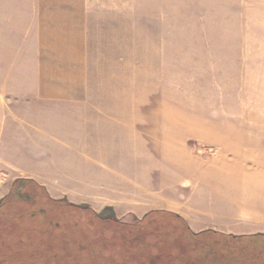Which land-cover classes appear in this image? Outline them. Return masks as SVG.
I'll return each mask as SVG.
<instances>
[{
  "label": "crops",
  "instance_id": "crops-1",
  "mask_svg": "<svg viewBox=\"0 0 264 264\" xmlns=\"http://www.w3.org/2000/svg\"><path fill=\"white\" fill-rule=\"evenodd\" d=\"M259 1L240 2L244 35ZM90 14L89 0L0 3V201L17 180H27L54 200L117 223L172 213L186 222L189 241L180 244L172 227L170 242L157 243L149 258L142 252L134 262L245 264L258 246L240 239L264 236V145L249 130L234 160L221 168L163 159L157 140L154 150L148 144V83L157 87V73L149 78L141 62L133 93L126 66L92 65ZM149 181H218V190L198 193L187 210H171L132 196Z\"/></svg>",
  "mask_w": 264,
  "mask_h": 264
},
{
  "label": "rangeland",
  "instance_id": "rangeland-1",
  "mask_svg": "<svg viewBox=\"0 0 264 264\" xmlns=\"http://www.w3.org/2000/svg\"><path fill=\"white\" fill-rule=\"evenodd\" d=\"M9 1L17 0L0 3ZM240 2L89 0L92 65L100 70L126 66L133 93L141 62L149 78L157 73L152 76L158 88L148 83V144L154 150L156 139L157 154L178 157L181 167L221 168L234 160L249 130L264 145V0L252 4L255 16L245 35ZM217 182L149 181L131 194L182 211L198 193L218 190ZM224 188L235 192L236 187ZM23 191L36 194L0 207V264L81 260L78 248L89 214L52 207L40 215L41 192L31 185ZM50 220L63 226H51ZM240 241L259 249L247 252L245 264L258 254L264 259V236Z\"/></svg>",
  "mask_w": 264,
  "mask_h": 264
},
{
  "label": "trees",
  "instance_id": "trees-1",
  "mask_svg": "<svg viewBox=\"0 0 264 264\" xmlns=\"http://www.w3.org/2000/svg\"><path fill=\"white\" fill-rule=\"evenodd\" d=\"M29 185L36 187L42 194V206L36 210L40 215L45 214L52 207L59 208L64 213H66V210H71L82 214H89L88 222L85 223L87 226L84 225L82 229L83 244H79L78 248L80 256L83 257L81 260H77V263L70 262L66 264H138L133 259L135 257L139 258L142 252L149 258V250L151 251L155 248L157 243L171 241L172 227L178 230V241L180 244L186 243L190 239V230L186 222L175 214L151 212L142 219L136 220L133 224L104 220L91 209L74 206L64 200L50 198L46 190L33 181L17 180L9 196L0 201V207L9 203L10 199L13 198L20 201H30L31 196L36 193H24L23 188ZM80 217L82 218V216ZM52 224L53 221L50 220L49 225L52 226ZM53 225L57 227L63 226L58 221ZM76 226H78V223H75L73 228ZM111 240H113L112 243H110ZM166 251L169 252L168 250ZM85 253L86 258L84 257ZM21 264L34 263L21 262Z\"/></svg>",
  "mask_w": 264,
  "mask_h": 264
}]
</instances>
